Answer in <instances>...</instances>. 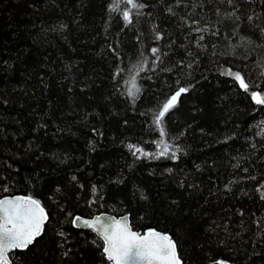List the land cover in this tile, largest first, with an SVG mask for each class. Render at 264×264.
I'll return each instance as SVG.
<instances>
[{"label": "trees", "instance_id": "16d2710c", "mask_svg": "<svg viewBox=\"0 0 264 264\" xmlns=\"http://www.w3.org/2000/svg\"><path fill=\"white\" fill-rule=\"evenodd\" d=\"M119 1L0 0V199L49 214L13 264H110L73 226L100 213L184 264H264V0Z\"/></svg>", "mask_w": 264, "mask_h": 264}, {"label": "snow or ice", "instance_id": "6c2138e0", "mask_svg": "<svg viewBox=\"0 0 264 264\" xmlns=\"http://www.w3.org/2000/svg\"><path fill=\"white\" fill-rule=\"evenodd\" d=\"M133 8L142 7L135 3V0H125ZM119 9V3H114L113 11ZM123 18L131 23L129 12L123 13ZM153 54L157 49H152ZM143 71V68L137 70ZM228 76L234 77L240 86L247 91L248 84L239 74L228 70ZM132 89L138 91L135 78L131 81ZM187 89L181 88L173 95L156 117L155 123L159 126L161 136L165 135V130L161 125L164 115L175 106L178 97ZM129 95L134 96L135 92L129 90ZM252 98L257 104H264V96L260 93H252ZM130 148L135 146L130 145ZM160 147L163 149L159 155H167L169 146L161 141ZM136 152L143 155H150L143 152V149L135 148ZM264 198V194H262ZM48 219L47 213L38 200L31 197H14L0 199V264H10L8 253L14 249H25L33 243L35 238L43 231V226ZM76 221L80 218L76 217ZM84 225L94 229L104 242L103 251L107 259L113 264H180L176 254V245L167 235L155 231H149L141 236L134 232L130 226L121 220L105 222L100 217L94 220H84ZM223 264V262H219Z\"/></svg>", "mask_w": 264, "mask_h": 264}, {"label": "water", "instance_id": "95a60500", "mask_svg": "<svg viewBox=\"0 0 264 264\" xmlns=\"http://www.w3.org/2000/svg\"><path fill=\"white\" fill-rule=\"evenodd\" d=\"M14 197H30V196H25V195H15V196H8V197H4V198H14ZM31 198H32V197H31ZM2 199H3V198H2ZM32 199H34V198H32ZM35 200H36V199H35ZM40 204H41V203H40ZM41 206H42V204H41ZM42 207H43V206H42ZM43 208H44V207H43ZM44 210H45V208H44ZM45 212L47 213L48 219H47L46 222L44 223L42 233H41L39 236H37V237L35 238V240L33 241V243L30 244L27 248H25V249H14V250H11V251L8 253V257H9V260H10V264H13L12 259H11V255H12L13 253H15L16 251H24V250H27L29 247H31V246L35 243V241H36L37 239H39V238L43 235V233H44V231H45V227H46V225H47V223H48V221H49V214H48V212H47L46 210H45ZM76 217H79L80 220H79V221H76V219H75ZM97 217H100V218H101L102 220H104L105 222L113 221V220H121V221H124V222H126V223L130 226V228H131L134 232L139 233L141 236L147 234V232H149V231H155V232L161 233V234H163V235H167V236H169V237L171 238V240H172V241L175 243V245H176V242L172 239V237H171L168 233H164V232H162V231H159V230H156V229H153V228H151V229H147V230H145L144 232H142V231H137V230L133 229V227H132V225H131L130 216H129L128 214H126V215H122V216H115V215L110 214V213H100V214H97V215H95V216H93V217H90V218H87V217H81V216H75V217L73 218V226L76 227V228H78V229L86 230V231H90L91 233H93L98 239H100V240L102 241V243H103V248H104V242H103L102 238L98 235V233H97L94 229H92V228H88V227L85 226L84 223H83L84 220H94V219H96ZM103 253H104V251H103ZM176 254H177L178 258H179L180 264H184L183 261H182V259L180 258V255H179V252H178V249H177V245H176ZM104 255L106 256V259H107V255H106V253H104ZM107 261H108L110 264H113L112 261H109L108 259H107Z\"/></svg>", "mask_w": 264, "mask_h": 264}, {"label": "rangeland", "instance_id": "374dc122", "mask_svg": "<svg viewBox=\"0 0 264 264\" xmlns=\"http://www.w3.org/2000/svg\"><path fill=\"white\" fill-rule=\"evenodd\" d=\"M120 1H121V3H125V0H120ZM120 1H119V2H120Z\"/></svg>", "mask_w": 264, "mask_h": 264}]
</instances>
